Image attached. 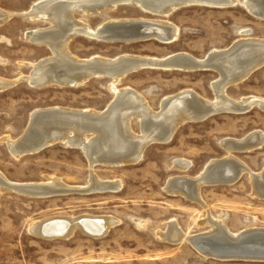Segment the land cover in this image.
I'll list each match as a JSON object with an SVG mask.
<instances>
[{
  "label": "rangeland",
  "instance_id": "1",
  "mask_svg": "<svg viewBox=\"0 0 264 264\" xmlns=\"http://www.w3.org/2000/svg\"><path fill=\"white\" fill-rule=\"evenodd\" d=\"M37 1L40 0H0V9L13 13L0 25V78L16 82L0 90V173L14 183H43L54 177L74 190L46 196L0 190V264H264V261L204 258L188 241L172 243L160 237L170 221L183 233H206L210 230V225L203 222L206 210L233 233L250 227L264 228V197L253 194L247 172L228 185L201 186L205 208L166 189L170 178L198 177L210 161L229 155L238 158L251 172L260 173L264 167V138L263 143L250 148H225V142L231 140L243 141L253 135L264 137V108L257 104L244 110L219 106L209 117L208 113L198 121L186 120L168 139L149 142L135 163L97 162L90 167L80 148L61 142L20 156L9 149L2 137L20 140L29 115L36 110L60 107L103 111L113 99L107 76H90L81 85L69 87L54 84L35 87L23 79L31 73L33 64L51 56L47 47L26 37L31 29L50 25L47 20L24 15ZM241 1L225 7L192 4L176 9L163 18L178 29L171 43L155 39L106 42L75 36L67 49L79 59L98 55L117 61L132 54L167 59L174 53H188L200 59L208 52L229 49L235 41L243 39L241 30H248L251 38L264 40V19L251 15ZM74 17L91 29L111 20L160 19L135 4H123L102 13L75 12ZM169 69L143 66L126 72L117 86L139 93L151 114L160 112L162 98L187 89L203 100H214L211 83L219 78L217 72ZM225 92L234 101L245 97L264 99V65L242 82L228 85ZM172 118L170 114L161 123L165 126ZM130 129L133 136H143L137 118L131 120ZM151 130L148 131L151 137L160 132L156 124L151 125ZM126 141L133 144L131 139ZM176 160L188 161L189 167L174 168ZM90 172L102 181H115L117 188L91 189ZM82 215L111 216L117 222L97 238L76 228L67 237L46 239L29 229L34 221Z\"/></svg>",
  "mask_w": 264,
  "mask_h": 264
},
{
  "label": "bare ground",
  "instance_id": "2",
  "mask_svg": "<svg viewBox=\"0 0 264 264\" xmlns=\"http://www.w3.org/2000/svg\"><path fill=\"white\" fill-rule=\"evenodd\" d=\"M115 1L118 0H40L33 3L31 8L24 13L30 19H44L50 22L46 28L31 29L26 33V37L37 45L47 47L51 51V56L41 58L36 64H33V70L23 79L25 78L35 87L53 84L69 87L81 85L90 76H107L110 78L109 88L113 99L103 111L49 107V109L32 112L29 115L31 119H29L25 134L20 140L15 142L8 137H2L16 156L61 142L80 148L87 157L90 167L97 162L109 165L134 162L138 161L140 154L149 142L156 139H168L180 123L204 118L208 113L215 112L216 107L224 106L226 109L244 110L252 104H257L264 108V99L245 97L240 101H234V98H230L225 92L228 85L242 82L248 74L264 65V40L260 41L249 37L248 30H241L243 39L235 41L229 49L208 52L207 56L200 59L194 58L188 53H172L173 55L169 54L167 59H154L146 56V58L133 57V54L117 61L98 55L90 56L88 59H79L67 49L69 41L75 36H87L98 40H107L106 42L118 39H123L124 42L155 39L163 43H171L176 38L178 29L176 25L163 18L176 9L192 4L233 6L238 4V0H125L134 3L143 11L156 14L160 19H156L157 21L138 20L137 18L111 20L102 23L95 29H91L74 17L75 12L100 13L95 11L105 9ZM241 3L251 15L264 19V0H242ZM12 15L13 13L0 9V25ZM143 66L173 68L182 71L191 70L192 67L197 66L203 69H215L219 78L211 83L214 100L210 102L203 100L197 96L198 94L187 89L162 98L160 112L151 114L146 107L147 103L145 104L144 99L138 95L139 93L136 94L129 88L119 89L117 86L126 72L139 70ZM14 82L15 80L0 78V90ZM170 114L173 118L166 123L165 127L161 122ZM133 118H137L141 125L142 137H135L131 133L130 123ZM152 124H156L160 132L156 131L151 137L148 131L151 130ZM161 132L164 133L161 134ZM88 134L91 136L87 137ZM263 138L261 135H253L243 141L231 140L225 142L227 145L225 148H250L254 144L263 143ZM126 139H131L133 144H129ZM243 145L246 146L243 147ZM113 151L116 153L111 155ZM189 164L188 161L176 160L174 168L186 170ZM245 172L250 176L253 194L264 197V167L258 174L251 172L238 158L230 155L221 160L210 161L198 177L170 178L166 189L169 193L179 194L205 208L200 196L201 186L228 185ZM90 177L89 187L93 190L117 188L115 181H102L97 179L92 172H90ZM0 190L24 195L46 196L74 189L67 187L60 179L54 177H48V182L43 183H14L8 181L0 173ZM206 212L203 222L210 225V230L206 233L196 235L183 233L176 223L170 221L165 232L160 233V237L172 243L188 241L203 257L205 256L204 258L208 256H244L236 254L239 250L230 252L232 251L229 247L231 243L235 245L241 243L240 245L244 246L240 254L246 255L247 252H250V254L261 255L258 257H264V244H262L264 238L250 240V237L253 236L264 237V228L250 227L233 233L222 220L211 216L209 210ZM116 222L117 220L111 216L82 215L76 218L56 216L34 221L30 224L29 229L46 239L67 237L76 228L86 235L97 238L104 235L108 228ZM256 245L260 251H263L256 253L259 250Z\"/></svg>",
  "mask_w": 264,
  "mask_h": 264
},
{
  "label": "water",
  "instance_id": "3",
  "mask_svg": "<svg viewBox=\"0 0 264 264\" xmlns=\"http://www.w3.org/2000/svg\"><path fill=\"white\" fill-rule=\"evenodd\" d=\"M123 4H134V3H131V2H129V1H125V0H118V1H115V2H113V3H111V5L109 4V7H107V8H105V9H101V10H99V11H95V12H104L105 10H108V9H111V8H115V7H117V6H120V5H123ZM123 39H118L117 41H122ZM194 70L195 69H203V68H201L200 66H197V67H192ZM204 69H208V70H213V71H215L216 72V70L215 69H210V68H204ZM27 81V80H26ZM28 82V81H27ZM16 83V82H15ZM14 83V84H15ZM13 84V85H14ZM29 84V83H28ZM12 85H9V86H7V87H5L3 90H5V89H7V88H9V87H11ZM213 114V112H211V113H209V115L207 116V117H209V116H211ZM31 119V118H30ZM195 121H198V120H195ZM162 142H165V141H162ZM47 146H44V147H42V148H39V149H36V150H33V151H27L26 153H25V155L26 154H28V153H30V152H38V151H40V150H42L43 148H46ZM237 149V148H236ZM8 152H9V150H8ZM10 153V152H9ZM24 155V154H23ZM210 167V166H209ZM261 237V236H260ZM255 237V236H253V237H250V240L251 239H263L264 237ZM249 239V238H248ZM209 240V239H208ZM263 241V240H262ZM241 243H238L237 245H235V244H232L231 243V245L229 246V247H231L230 249H232V251H230V252H233V251H235V250H239V251H237L236 252V254H239V255H244V256H230V257H214V256H211V257H214V258H218V259H222V260H252V261H264V257L262 258V257H258V256H261V255H256L255 253H252V254H250V252H247L248 254H240V253H242V248H244V246H242V245H240ZM262 244H264V243H262ZM237 247V248H236ZM245 247H247V246H245ZM256 247H257V249L259 248L257 245H256ZM234 248H236V249H234ZM261 251H263V250H261ZM260 251V248H259V250L256 252V253H259V252H261ZM225 252H229V251H225ZM243 253H245V252H243Z\"/></svg>",
  "mask_w": 264,
  "mask_h": 264
}]
</instances>
